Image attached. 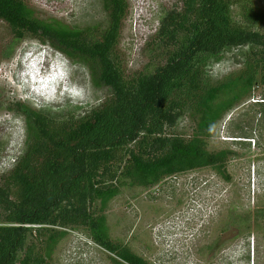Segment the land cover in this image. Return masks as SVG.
Wrapping results in <instances>:
<instances>
[{"label": "trees", "instance_id": "obj_1", "mask_svg": "<svg viewBox=\"0 0 264 264\" xmlns=\"http://www.w3.org/2000/svg\"><path fill=\"white\" fill-rule=\"evenodd\" d=\"M106 2L108 26L95 40L89 31L36 19L22 0H0V21L16 38L31 35L87 61L111 92L78 116L28 111L27 148L0 180V264H49L68 231L88 234L117 255L116 264H147L112 243L104 216L109 203L126 186L149 188L193 170H225L228 153L208 151L207 132L241 95L264 85V9L247 0H183L181 10L161 20L163 62L139 74L129 73L119 55L128 3ZM240 47L250 48L246 73L207 86L203 57ZM187 108L201 114L196 135L168 134Z\"/></svg>", "mask_w": 264, "mask_h": 264}, {"label": "rangeland", "instance_id": "obj_2", "mask_svg": "<svg viewBox=\"0 0 264 264\" xmlns=\"http://www.w3.org/2000/svg\"><path fill=\"white\" fill-rule=\"evenodd\" d=\"M22 1L36 19L89 31L95 40L108 26L106 0ZM126 1L119 55L131 74L153 71L164 60L157 43L161 20L181 10L183 0ZM247 1L264 9V0ZM234 12L242 22L241 9ZM249 54V47H240L203 57L206 85L243 76ZM92 69L31 35L16 38L0 21V180L27 148L28 111L73 117L110 97ZM200 120L196 109L187 108L168 134L193 137ZM205 139L208 151L228 153L225 170L203 168L149 188L123 187L104 212L113 244L147 264H264V85L258 82L241 95ZM89 237L68 231L49 264H116L117 255Z\"/></svg>", "mask_w": 264, "mask_h": 264}]
</instances>
